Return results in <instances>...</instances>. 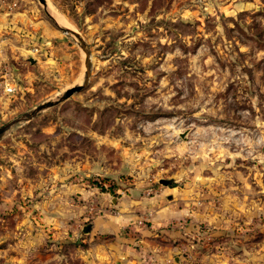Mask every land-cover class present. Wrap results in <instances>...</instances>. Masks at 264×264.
<instances>
[{"label":"rangeland","instance_id":"rangeland-1","mask_svg":"<svg viewBox=\"0 0 264 264\" xmlns=\"http://www.w3.org/2000/svg\"><path fill=\"white\" fill-rule=\"evenodd\" d=\"M80 84L0 139V264H264V0H0V127Z\"/></svg>","mask_w":264,"mask_h":264},{"label":"water","instance_id":"water-1","mask_svg":"<svg viewBox=\"0 0 264 264\" xmlns=\"http://www.w3.org/2000/svg\"><path fill=\"white\" fill-rule=\"evenodd\" d=\"M40 1L43 2V0H40ZM88 75H89L88 74V71H86V75H85V79H84V84L87 81ZM82 87H83L82 84L72 86V87L66 89L57 99L46 101V102L38 105L37 107H35L33 110H31L29 112H26V113H24V114H22V115H20V116H18L16 118L12 119L8 123L4 124L3 126L0 127V139L15 124H17V123H19L21 121H25V120L31 119L33 116H35L42 109L47 108V107H50L53 104L57 103L58 101H61V100L65 99V98L69 97L72 93H74L76 91H79ZM162 182L163 183H167L166 180H163Z\"/></svg>","mask_w":264,"mask_h":264},{"label":"crops","instance_id":"crops-1","mask_svg":"<svg viewBox=\"0 0 264 264\" xmlns=\"http://www.w3.org/2000/svg\"><path fill=\"white\" fill-rule=\"evenodd\" d=\"M93 227H95V229L93 230L94 232H98V231H101L103 229V226L101 225L100 220L94 221L92 229H93Z\"/></svg>","mask_w":264,"mask_h":264},{"label":"built area","instance_id":"built-area-1","mask_svg":"<svg viewBox=\"0 0 264 264\" xmlns=\"http://www.w3.org/2000/svg\"><path fill=\"white\" fill-rule=\"evenodd\" d=\"M5 89H6L7 91H12V90H13V87H11V86H7V88L5 87Z\"/></svg>","mask_w":264,"mask_h":264}]
</instances>
